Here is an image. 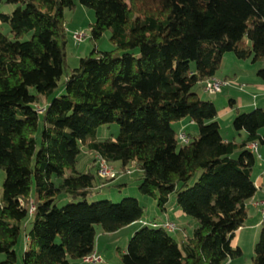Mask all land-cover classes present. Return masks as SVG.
<instances>
[{
    "label": "trees",
    "instance_id": "16d2710c",
    "mask_svg": "<svg viewBox=\"0 0 264 264\" xmlns=\"http://www.w3.org/2000/svg\"><path fill=\"white\" fill-rule=\"evenodd\" d=\"M1 3L15 8L0 13L11 33L0 29V264H17L15 246L29 216L22 264H70L94 251L96 225L114 232L139 222L143 206L135 197L87 200L98 174L97 166L77 169L83 146L118 162L121 172L134 166L141 194L163 210L173 194L175 206L198 223L180 242L164 222L143 224L121 264H227L240 257L231 239L257 190L248 146H264V109L236 111L231 125L244 137L225 140L215 103L193 88L216 77L226 53L264 59V0H79L94 11L90 39L108 30L114 48L94 46L62 82L63 12L74 0ZM257 76L264 81V67ZM185 118L197 131L182 142L171 123ZM112 122L118 134L98 139L96 129ZM253 264H264V228Z\"/></svg>",
    "mask_w": 264,
    "mask_h": 264
},
{
    "label": "rangeland",
    "instance_id": "374dc122",
    "mask_svg": "<svg viewBox=\"0 0 264 264\" xmlns=\"http://www.w3.org/2000/svg\"><path fill=\"white\" fill-rule=\"evenodd\" d=\"M75 6L73 9H65L63 12L64 17V28H65V53H66V70L63 72L60 82L65 80L66 74L70 72L71 69L77 67L79 59L87 54L93 49L94 46L98 50L105 51L111 50L114 48L113 43L110 41V32L106 30L103 32L101 37L93 42L90 39V25L94 22L95 16L92 8L84 6L79 3V0H74ZM15 5L13 4H0V13H11ZM1 31L8 35L11 38V33L9 26L7 24L0 25ZM75 33H84V36L81 40L77 41L75 39ZM233 55V54H232ZM226 55L223 57L221 62V66L219 68L218 76L219 79H224V68L223 64L225 63ZM225 73V72H224ZM223 76V77H222ZM218 78V77H216ZM228 84H226L220 93L214 95L203 94L201 83H198L194 86L193 90L197 91L198 94L204 98H210L216 105L217 111H221L224 106L228 105V97L229 90L231 86H238L239 84L235 82H231L226 80ZM237 88V89H238ZM236 96L240 93L237 91H233ZM222 102H224L222 104ZM220 124L223 127V134L226 135L230 129H232V125L227 122L219 120ZM188 124V118H185L182 122L175 121L172 122L171 125L174 128L177 138L182 133V125ZM227 125L229 128H227ZM40 130L35 134V137L40 139ZM191 130H194L196 133V126H188L185 128L184 132L190 133ZM119 132V126L116 122L109 123L107 125H101L96 129V137L98 139H105L108 137H115ZM184 134V133H183ZM185 134V137H186ZM227 136V135H226ZM96 154L91 153L86 150L83 146L81 148V152L78 156L77 169L81 172H86L90 167H96L95 158ZM114 171V176L109 178H101L97 177L95 180L96 189L92 195L87 197L88 201H95L101 199H108L114 202L121 200L123 197H135L137 198L141 205L143 206V215L138 223L125 226L114 232H104L100 225L95 226L96 234L94 241V250L98 255H100L103 264H121L120 261V253L124 251L126 245L135 232L143 224L152 225L151 222L155 221L159 222H171L174 224V230L169 231L170 234L176 239V241L180 242L181 240L187 239L192 235L193 229L198 225L197 221L192 217L185 215L183 212L179 214L181 210L175 206V196L172 194L169 197L168 202L165 205V209H161L157 201L149 196L143 195L138 190L139 181L137 180L138 172L136 168L133 166L128 171L132 170L130 173L127 171L126 173L120 171L119 163L113 164L109 163ZM256 165L260 168L264 169V162L256 159ZM5 176V172L0 170V196L2 194V182ZM111 179H114L110 182ZM109 181V183H106ZM105 184V185H104ZM104 185V186H103ZM102 186V187H101ZM31 198L34 200L37 198V190L35 186H32L31 189ZM261 199H264V192L262 190H257L255 196L248 203V216L245 221V227L241 231H237L236 235L231 239V246L236 247L240 246L242 250V255L230 261L228 264H253V255H254V244L259 237V234L263 228L262 221H264V215L262 212L252 205L253 202H258ZM68 199H66L67 201ZM65 201L61 202L63 204ZM33 217L29 216L24 225L21 228V232L15 246V250L17 253V264H22L21 256L23 249L26 245V233L30 230L32 226ZM259 222L257 228L254 227L256 223ZM255 231L257 237L252 241L251 234ZM2 255H0V259H2ZM70 264H83L81 259H69Z\"/></svg>",
    "mask_w": 264,
    "mask_h": 264
},
{
    "label": "crops",
    "instance_id": "0c3cea01",
    "mask_svg": "<svg viewBox=\"0 0 264 264\" xmlns=\"http://www.w3.org/2000/svg\"><path fill=\"white\" fill-rule=\"evenodd\" d=\"M226 59H225V63L223 64V68H224V79L229 80V81H233L235 83L239 84V88L238 86H231V89L229 90V97H228V102L229 99H232L233 105H230L228 103L227 106H224L223 109L221 111H217V121L219 122L220 119H222V121L227 122L228 124H231L232 122V118L235 115L236 111H248L251 110L253 108H257V107H261L264 109V81L257 76V70L261 67H264V59L256 62V63H252L249 59H245V60H239L237 59L234 54L232 55V53H226ZM224 55V56H225ZM219 72V71H218ZM218 72L215 75L216 77L220 78L218 76ZM223 77V76H222ZM243 85V86H241ZM201 88H202V83H201ZM238 88V89H237ZM233 91H237L240 94L238 96H236L234 94ZM203 92V90H202ZM203 94H205L203 92ZM202 97V96H201ZM204 98V97H203ZM224 102H222L223 104ZM184 119L180 120L179 122H182ZM220 129H221V135L225 140H241L244 137V132L240 131L238 134L236 131H234V129H230L229 132L224 135L223 134V127L221 125H223V123L220 124ZM188 126H194V123L188 119V124L187 125H182V133H184V135L186 134L184 132L185 128ZM227 128H229V126L227 125ZM264 129L260 130V132H262ZM192 132L187 133L186 137L188 138L189 135H193L195 134L194 130H191ZM250 146V145H249ZM248 146V148H249ZM257 150L258 153L260 154V158L256 157V159L261 160L264 162V146L261 145H257ZM118 164V162H114L113 164ZM132 170L128 171L129 173ZM137 170H135L136 172ZM140 174V172H138V175ZM252 179L257 187V190H262L264 189V169L260 168L258 165H254L253 171H252ZM256 190V192H257ZM255 192V194H256ZM254 194V196H255ZM253 196V197H254ZM253 197L251 199H249L247 201V215H248V202L250 200L253 199ZM252 205L254 207H256L257 209L259 208L260 211H262V209L264 208V199H261L260 201H256L253 202ZM179 214H182V211L179 212ZM135 224V223H134ZM259 225V222L256 223L254 225L255 228H257ZM262 225L264 228V221H262ZM132 226V224H131ZM245 225L240 227L237 231H241L242 229H244ZM237 231H235L234 236L236 235ZM233 236V237H234ZM252 236V241H254V239L257 237L255 231H253V233L251 234ZM238 246V245H237ZM240 247V246H239ZM95 250V249H94ZM96 251V250H95Z\"/></svg>",
    "mask_w": 264,
    "mask_h": 264
},
{
    "label": "built area",
    "instance_id": "2783aa9c",
    "mask_svg": "<svg viewBox=\"0 0 264 264\" xmlns=\"http://www.w3.org/2000/svg\"><path fill=\"white\" fill-rule=\"evenodd\" d=\"M75 39L77 41L81 40L82 37L84 36V33H75ZM228 84V82L226 80L223 79H219L216 77H210L208 79H206L203 82V92L206 93L207 95L211 96L217 93H220L223 89V87ZM243 86V85H241ZM39 112L43 111L42 107H39L38 109ZM179 140H181L182 142H185V136L184 134H180L179 136ZM249 148L251 149V151L254 153V155L258 158H260V154L258 153L257 150V145L255 143L250 144ZM95 161L97 164V174L99 177L101 178H109V177H113L114 176V171L112 169V167L109 165V163L105 160V158H103L101 155L96 154L95 157ZM34 209L33 204L30 207V212H32ZM262 214L264 215V208L262 209ZM162 226L164 228H166L168 231H173L174 230V224L171 222H164L162 224ZM83 264H90V263H99L102 262V259L100 257V255H98L96 252H92L91 254L83 257L82 259ZM229 262H227L228 264Z\"/></svg>",
    "mask_w": 264,
    "mask_h": 264
}]
</instances>
